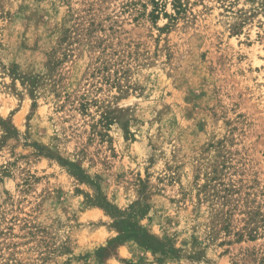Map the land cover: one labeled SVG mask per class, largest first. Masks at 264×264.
Returning <instances> with one entry per match:
<instances>
[{"label": "rangeland", "instance_id": "obj_1", "mask_svg": "<svg viewBox=\"0 0 264 264\" xmlns=\"http://www.w3.org/2000/svg\"><path fill=\"white\" fill-rule=\"evenodd\" d=\"M0 264H264V0H0Z\"/></svg>", "mask_w": 264, "mask_h": 264}, {"label": "trees", "instance_id": "obj_2", "mask_svg": "<svg viewBox=\"0 0 264 264\" xmlns=\"http://www.w3.org/2000/svg\"><path fill=\"white\" fill-rule=\"evenodd\" d=\"M154 18V17H153Z\"/></svg>", "mask_w": 264, "mask_h": 264}]
</instances>
